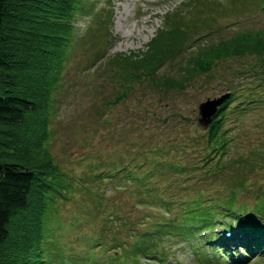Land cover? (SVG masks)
<instances>
[{
    "label": "rangeland",
    "instance_id": "obj_1",
    "mask_svg": "<svg viewBox=\"0 0 264 264\" xmlns=\"http://www.w3.org/2000/svg\"><path fill=\"white\" fill-rule=\"evenodd\" d=\"M78 1L81 12L73 22L77 35L66 50L58 85L48 95L44 146L66 185L51 199L53 213L45 224L54 258L50 264H61L56 255L61 251L71 264H94V257L105 262V253L115 251L126 264H264V248H252L244 258L235 246L232 258L215 254L213 245L196 238L194 243L191 238L182 242L167 229L162 237H143L152 245L150 256H124L122 251L141 241L135 229L144 231L158 223L159 213L171 205L167 199L175 203L167 216L177 225L201 223L200 218L181 215L190 206L188 198H197L200 209L222 214L234 230L248 221L264 230L261 61L254 56L219 60L209 72L189 77L183 89L170 90L144 77L129 83L117 80L102 67L112 55L145 52L164 15L180 11L183 2L204 6L208 13L198 16H211L215 27L203 31L201 39H217L264 28L262 0ZM96 10H104L112 20L104 46L87 34L93 22L90 13ZM179 59L166 61L156 76L183 78ZM1 78L7 85L9 77ZM226 92L231 101L223 111L222 130L229 142L221 153L209 143L208 129L198 124V105ZM92 242L99 245L88 246ZM108 243L115 249L108 251ZM157 250L163 251L162 260L151 256Z\"/></svg>",
    "mask_w": 264,
    "mask_h": 264
},
{
    "label": "trees",
    "instance_id": "obj_2",
    "mask_svg": "<svg viewBox=\"0 0 264 264\" xmlns=\"http://www.w3.org/2000/svg\"><path fill=\"white\" fill-rule=\"evenodd\" d=\"M261 2L264 10V0ZM79 4L78 0H0V264H50L54 260L52 251L49 252L51 236L45 224L53 213L51 199L63 192L66 185L64 173L53 163L44 146L48 95L58 85L57 76L67 58L66 50L77 35L73 22L81 12ZM180 6V11L176 9L164 15L162 27L145 52L112 55L102 67L106 65L117 80L129 83L144 77L157 88L166 90L183 89L189 77L207 73L216 61L232 57L254 56L261 61L264 73V28L239 32L229 38L201 39L207 32L203 31H211L215 22L212 24L211 16H198L208 13L202 9L204 6L188 1ZM90 15L93 22L87 34L100 41L99 46H104L109 40L111 17L104 10ZM105 52L103 48L100 58ZM178 57L183 78L156 76L166 61ZM1 77H9L7 85ZM230 101L231 98L227 99L218 108L206 129L215 152L224 153L229 142L222 123L223 111ZM261 202L264 204V196ZM199 204V199L192 198L191 205L199 212L187 207L181 215L187 219L204 218L202 223L211 225L206 221L209 212L200 209ZM171 206L164 207L159 213L162 218L150 229H135L141 241L136 239L130 251L122 249L124 256L148 254L152 245L144 242L143 237L151 240L152 236L162 237L163 229L171 232L168 235L182 238V242L191 238L184 223L177 225L168 218ZM160 222H165V227ZM252 240L260 242L255 246L250 245L254 241L240 242L245 256L251 254L249 246L254 249L258 244L264 245L257 237ZM109 243L108 251L114 250ZM113 255L122 262L120 254L115 251Z\"/></svg>",
    "mask_w": 264,
    "mask_h": 264
},
{
    "label": "water",
    "instance_id": "obj_3",
    "mask_svg": "<svg viewBox=\"0 0 264 264\" xmlns=\"http://www.w3.org/2000/svg\"><path fill=\"white\" fill-rule=\"evenodd\" d=\"M230 94V92H226L212 99L208 98L198 105L199 118L197 121L203 129H208L216 115L218 107L230 97Z\"/></svg>",
    "mask_w": 264,
    "mask_h": 264
}]
</instances>
